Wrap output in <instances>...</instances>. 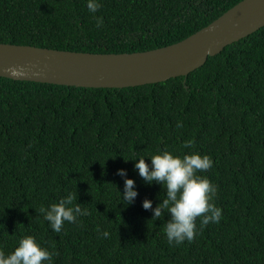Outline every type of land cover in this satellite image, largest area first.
Masks as SVG:
<instances>
[{"label": "trees", "instance_id": "trees-1", "mask_svg": "<svg viewBox=\"0 0 264 264\" xmlns=\"http://www.w3.org/2000/svg\"><path fill=\"white\" fill-rule=\"evenodd\" d=\"M241 1L99 0L92 14L87 0H0V43L145 52ZM161 151L213 161L202 175L217 187L222 218L202 231L198 218V234L179 246L163 233L167 212L154 220L142 208L161 203L163 189L146 185L131 161ZM119 169L135 181L131 206L120 201ZM68 193L89 214L54 233L39 208ZM24 235L54 253L53 264H264V26L157 84L85 89L0 77V250L11 253Z\"/></svg>", "mask_w": 264, "mask_h": 264}, {"label": "water", "instance_id": "water-1", "mask_svg": "<svg viewBox=\"0 0 264 264\" xmlns=\"http://www.w3.org/2000/svg\"><path fill=\"white\" fill-rule=\"evenodd\" d=\"M264 26V0H242L188 38L155 50L95 54L0 43V77L85 89H123L186 77Z\"/></svg>", "mask_w": 264, "mask_h": 264}, {"label": "clouds", "instance_id": "clouds-1", "mask_svg": "<svg viewBox=\"0 0 264 264\" xmlns=\"http://www.w3.org/2000/svg\"><path fill=\"white\" fill-rule=\"evenodd\" d=\"M88 11L95 14L101 7L99 0H87ZM96 27L103 25L101 17H95ZM182 127V124H177ZM190 145H186L189 147ZM149 161L146 163L145 161ZM125 162L129 160H124ZM134 170L148 186L157 184L164 191L155 208L152 201H142V208L152 212V219L159 218L167 212L168 219L163 226V233L170 245H181L184 241L191 242L198 234L196 221L199 218L202 231L209 223H219L222 218V209L214 203L217 195V187L203 173L213 167L212 158L201 155L199 152H191L184 155H174L169 151H161L148 157H135ZM123 179V193H119L121 203L131 206L138 193L135 190V181L126 178L123 169L116 173ZM77 197L68 193L58 202L51 203L47 207L41 206L39 214L48 223V227L54 233H60L65 222L78 223L79 217L87 216L86 208L75 203ZM97 232H100L99 227ZM102 236L107 238L109 233L103 231ZM54 253L42 247L32 235H24L17 241L11 253L0 250V264H53Z\"/></svg>", "mask_w": 264, "mask_h": 264}]
</instances>
